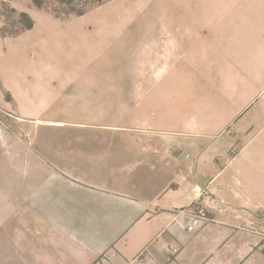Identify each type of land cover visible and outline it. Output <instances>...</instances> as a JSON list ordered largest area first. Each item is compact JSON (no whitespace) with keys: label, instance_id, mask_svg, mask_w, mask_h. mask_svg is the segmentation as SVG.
Segmentation results:
<instances>
[{"label":"crops","instance_id":"crops-1","mask_svg":"<svg viewBox=\"0 0 264 264\" xmlns=\"http://www.w3.org/2000/svg\"><path fill=\"white\" fill-rule=\"evenodd\" d=\"M5 77L0 264H264V0L45 18Z\"/></svg>","mask_w":264,"mask_h":264},{"label":"rangeland","instance_id":"rangeland-1","mask_svg":"<svg viewBox=\"0 0 264 264\" xmlns=\"http://www.w3.org/2000/svg\"><path fill=\"white\" fill-rule=\"evenodd\" d=\"M110 0H0V96L11 98L8 89V79L5 73L13 64V41L21 37L29 28H24L29 21L23 14L29 16L33 25L41 23L45 18H65L85 13L97 5ZM2 28L7 32L19 33L3 35ZM23 28V30H22ZM31 29V28H30ZM7 116L10 117L8 113ZM12 118V117H10ZM7 125L13 126V147L24 145V141L29 138V132L25 127V121L15 117L13 114V124L7 119L3 121ZM17 152H24V148L17 147ZM24 169L18 172L19 177H25ZM264 216H259V219Z\"/></svg>","mask_w":264,"mask_h":264},{"label":"built area","instance_id":"built-area-1","mask_svg":"<svg viewBox=\"0 0 264 264\" xmlns=\"http://www.w3.org/2000/svg\"><path fill=\"white\" fill-rule=\"evenodd\" d=\"M203 212V210H202ZM203 214V213H202ZM199 216L198 214L193 215L192 219H191V225H189L188 229L190 231H192L195 226L197 225L198 221H199ZM180 246L175 244V243H171L167 246V251H168V260H172L180 251Z\"/></svg>","mask_w":264,"mask_h":264},{"label":"trees","instance_id":"trees-1","mask_svg":"<svg viewBox=\"0 0 264 264\" xmlns=\"http://www.w3.org/2000/svg\"><path fill=\"white\" fill-rule=\"evenodd\" d=\"M83 12H81L80 14H82ZM23 16L26 18V19H28L29 21L26 23V25L24 26V28L26 29V28H32L33 27V21L29 18V16H27L26 14H23ZM22 30H23V28H22ZM2 34L3 35H11V34H16V33H19V31L20 30H15V31H13V33H11V32H7L4 28H2Z\"/></svg>","mask_w":264,"mask_h":264}]
</instances>
